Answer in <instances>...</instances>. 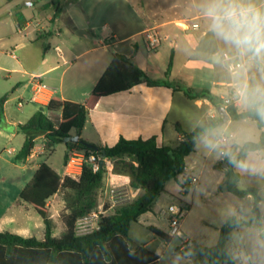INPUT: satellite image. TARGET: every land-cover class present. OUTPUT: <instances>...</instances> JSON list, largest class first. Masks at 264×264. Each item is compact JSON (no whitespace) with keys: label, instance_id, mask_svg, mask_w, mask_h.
Segmentation results:
<instances>
[{"label":"trees","instance_id":"obj_1","mask_svg":"<svg viewBox=\"0 0 264 264\" xmlns=\"http://www.w3.org/2000/svg\"><path fill=\"white\" fill-rule=\"evenodd\" d=\"M5 1L11 3L15 0ZM59 12V9H56L55 15ZM173 62L172 52L166 77L171 73ZM260 67L264 71L262 64ZM144 82L150 86H167L164 81L151 80L131 58L119 53L113 54L109 66L90 92L85 104L64 101L54 96L46 108H41L26 124L19 125L20 131L25 135V141L16 159L27 160L39 137H44L45 156L53 154L54 147L73 136L72 132L80 135L88 114L94 110L100 99L128 91ZM180 90L191 100L205 98L214 105L218 104L217 97L212 96L207 90L198 91L192 88ZM7 98L8 96L0 98V123ZM228 113L231 120L252 119L262 130L258 141L238 146L240 151H264V120L252 111H239L237 108H228ZM220 122L219 117L192 132H187L179 123L176 124V131L182 136V140L175 147L159 146L156 138L129 140L121 137L115 145L104 148L96 146L98 149L91 148L90 146L95 145L82 139L77 143H64L67 151L77 148L101 156L103 150L105 158L112 160L115 173L128 176L130 187L143 193L132 202L117 206L113 214L103 216L99 229L91 234L79 236L76 232L77 221L99 205V194L105 185L107 175L105 164L94 172L90 164L84 163L80 175L62 177L44 162L36 169L31 181L21 191L15 203L17 207L26 211H34L44 224V232L37 238L24 237L11 230L0 231V264H159L160 256L157 253L132 242L131 226L138 223L142 215L152 211L169 180L186 176V159L196 151L197 140L202 131ZM67 153L65 166L69 160ZM224 164L228 165V169L225 170L228 191L239 198L253 196L254 208L260 213L259 204L262 201L260 189L256 187L239 189L240 174L227 159L219 163L217 169L223 170ZM61 191L64 209L60 217L64 231L60 237H55L49 201ZM150 230L163 240H171L170 235L156 227H150ZM229 231L227 220L220 228L219 240L214 246L206 247L193 242L183 251L177 249L176 252L199 257L209 264H231L224 251L225 237Z\"/></svg>","mask_w":264,"mask_h":264},{"label":"crops","instance_id":"obj_2","mask_svg":"<svg viewBox=\"0 0 264 264\" xmlns=\"http://www.w3.org/2000/svg\"><path fill=\"white\" fill-rule=\"evenodd\" d=\"M3 1L0 0V79H4L5 82H0V98L4 96H8V98L1 113L0 151L7 150L9 154L13 155L15 163L21 164L22 168L30 166V169L36 171L42 163L46 162L60 175L59 171L47 162L52 155L45 156V152L25 161L16 159V155L25 141V135L20 131L19 125L26 124L39 111L38 108L29 106L32 97L31 78L40 76L41 80L54 90L53 97L57 96L64 101L85 104L90 92L115 54L109 53L108 50L114 39H119L120 44L131 43L130 48L121 47V49H118L120 44L114 43L115 48L119 50L116 53L131 58L134 64L142 70H147L148 66L153 67L157 72L150 79L164 81L167 86H150L144 82L128 91L103 97L94 110L88 114L86 124L78 135L80 139L99 148L113 146L121 137L129 140L156 138L159 146L175 147L182 140V136L176 131V124L179 123L185 131L192 132L185 127L190 111L194 113L206 109L203 125L218 119L216 107L220 106L223 95L216 96L212 90H207L202 84L211 82L212 86L223 88L226 94L234 81L232 80V83L228 84L219 79H205L203 82L201 78L198 79L201 81V85L192 87L186 80L179 79L174 75L178 64L185 65L195 59L192 52H196L201 44L195 42L192 35L184 33L183 38H180L178 33L169 29L164 36L165 40H171L169 46L174 57L173 67L168 77L165 75L168 65L163 69H157L150 63L146 62L147 66L140 63L136 37L143 36L144 31L148 28L159 29L172 24L176 25L182 18L160 21V19L151 20L145 16L142 17L139 29L128 31L129 29L126 30V25L122 22L117 25V32H113L109 36L107 32L99 33L98 31L99 22H103L98 21L99 13H103L100 5L108 0H32L30 4L19 2V0L11 3ZM56 9L60 11L57 15H55ZM104 16L108 17L107 12ZM110 26L111 24L105 22L102 30L109 29ZM224 54L230 53L224 52L223 58ZM85 85L86 88H84ZM180 88L207 90L220 101L214 105L205 98L191 100ZM20 100H24L26 102L24 107L27 106L26 109H29V115L24 119L25 122L20 115H14L9 111V104L16 102L18 108ZM23 108L18 109L23 110ZM231 122L230 120L227 124L231 125ZM72 134L76 135L75 132ZM16 140H19L20 147H10V144ZM199 142L200 137L197 140L196 151ZM36 143L45 145L44 137H39ZM196 151L186 159V176H194V165L190 166L188 159L196 154ZM259 152L257 151V153ZM220 156L219 160L222 161V155ZM64 170L63 176L60 175L62 177L66 176L65 165ZM240 176L242 178L241 174ZM179 177L171 180L178 181ZM110 182L112 184L122 183L121 185L128 187L131 192L141 195L139 190H133L130 187L128 176L113 172L109 179ZM165 190H167L166 185ZM57 196L55 195L49 204ZM9 222L12 224L11 219ZM38 225L40 224L38 223ZM0 231L5 230L0 229ZM19 231L21 232L19 235L27 237L26 234L30 230L23 227ZM185 242L190 246L194 241L187 239ZM178 249L183 251L185 247L182 246ZM189 256L184 254L182 257L188 258ZM197 259L201 261V258L197 257Z\"/></svg>","mask_w":264,"mask_h":264},{"label":"rangeland","instance_id":"obj_3","mask_svg":"<svg viewBox=\"0 0 264 264\" xmlns=\"http://www.w3.org/2000/svg\"><path fill=\"white\" fill-rule=\"evenodd\" d=\"M19 2L30 4L32 0H19ZM255 2L257 6L264 5V0H255ZM201 3L202 0H108L100 5L103 13H99L98 21L103 22H99L98 31L99 33L101 31L107 32L111 36L113 32H117V25L122 22L126 25V30L129 29L128 31H132L131 29H139L141 27L139 24L142 22V17L145 16L148 19H160V21L177 19V17L178 19L182 18L177 23L186 22L191 28L193 24H198L199 28L197 30L191 29L187 32L182 31L177 24L157 28L162 36V44L155 51H150L146 48L144 36L136 37L139 46L138 54L140 63L144 66L146 62L150 63L151 65H155L157 69H163V67L168 65L171 54V48L169 46L171 40H165L164 36L169 29H172L174 33L179 34L180 38H183V35L189 33L194 37L195 42L201 44L196 52H192L195 59L185 65L183 63L177 65L174 70V75L177 78L186 80L192 87H199L201 81L198 79L201 78L203 82L205 79H219L220 81L231 84L233 76L224 69L222 55L224 52H228L230 55L232 53L227 50L221 41L215 39L208 30V22L201 12ZM105 12H107V18L104 16ZM195 16L197 17L193 19ZM105 22L111 24V26L109 29L104 28L102 30ZM111 42V46L108 49L111 54L119 51L118 49H121V47L130 48L131 44L130 42L120 44L119 39H114ZM114 43L120 44V47L118 49L115 48ZM98 46L101 47L99 44ZM146 68L147 70H143L149 78L154 77L157 72L156 69L151 66ZM247 76L249 82L252 84L264 82V71L261 69L259 63H253L247 72ZM0 82H5V80L0 79ZM202 86L207 90H212L218 97L225 94L223 88L214 87L211 82H204ZM84 88H86V85ZM219 101L220 99L217 98V103ZM29 106L38 108V110L41 109V107L31 101H29ZM26 108L27 106L23 110H19L16 102L9 104V111L14 115H20L23 120L29 115V109ZM238 110L244 111L241 107ZM205 113L206 109L202 110V112L196 111L191 113L190 111L189 115H187L185 127L193 131L203 125ZM231 121V125H228L227 122L222 126L229 129V132H234L237 136L235 142H238V145L236 143L233 144L234 151L239 145H244L251 141L256 142L260 139L262 130L254 120L242 119ZM19 145V140H16L10 144V147L18 148L20 147ZM80 152L84 153L85 151ZM66 153L70 155V151H67L66 145L60 143L55 146L54 153L49 154V156L52 155L48 158L49 160L44 159L49 164H52L62 176L65 171L64 161ZM0 155V229L13 230L19 234L21 233L19 229L25 227L30 230L26 234L27 237L35 236L39 238L44 232V225L41 218L34 211H26L23 208L17 207L15 204L19 199L21 191L31 181L35 171L30 169V166L24 169L21 164L15 163L13 155L9 154L7 150L0 151ZM220 158L219 153L205 149L201 142H199L196 154L188 159L190 166L194 165L195 171L193 177L198 179V184L191 185L190 176H180L178 181L169 180L166 183L167 190L161 194L152 211L143 215L138 223L132 224L130 229L132 242L137 245H143L157 253L161 257L159 264H209L203 259L199 261L200 259L194 256H189L188 258L182 257L184 254L177 253L176 251L182 246L185 249L189 247L185 242L187 239L206 247L214 246L219 240L220 228L228 220V210L234 204L250 202L255 207V198L253 196L239 198L231 192L225 191V187H227L225 170L227 169H217V165L226 158L222 156V161L219 160ZM110 177L111 175H106L105 185L100 191V205L104 204L106 208H110L112 204L110 190L112 188L115 190L114 199L117 201L116 206L132 202L138 197L128 187L121 185L122 183H109ZM248 187L260 189L262 201L259 204V208L260 213L264 212V179L242 175L238 188L246 189ZM139 192L141 194L143 193L141 190ZM171 205L183 206L188 210L181 222L183 236H172L170 241H166L153 234L150 227H156L170 235V212L168 208ZM116 206L109 209L105 216L113 214ZM49 209L55 225L54 236L60 237L64 231V225L60 217V213L64 209L63 191L58 193L56 199L49 204ZM10 219L12 220V224L9 222Z\"/></svg>","mask_w":264,"mask_h":264},{"label":"clouds","instance_id":"obj_4","mask_svg":"<svg viewBox=\"0 0 264 264\" xmlns=\"http://www.w3.org/2000/svg\"><path fill=\"white\" fill-rule=\"evenodd\" d=\"M200 7L208 30L238 61L232 74L236 104L264 120V82L252 84L247 77L254 62L264 65V5L257 6L255 0H202ZM200 142L240 174L264 179V152H241L238 146L234 151L238 142L224 126L205 128ZM227 216L230 231L224 251L231 264H264V212L258 213L250 202H239Z\"/></svg>","mask_w":264,"mask_h":264},{"label":"built area","instance_id":"obj_5","mask_svg":"<svg viewBox=\"0 0 264 264\" xmlns=\"http://www.w3.org/2000/svg\"><path fill=\"white\" fill-rule=\"evenodd\" d=\"M177 26L184 31H190L191 29L197 30L199 28L198 24H193L191 28L186 22H179L177 23ZM143 36L145 46L150 51L157 50L162 44V36L157 30V28L146 29L143 33ZM232 57L233 55L224 54L223 58L224 67L231 76H233L232 74L234 67L238 65V61L235 59H231ZM30 84L32 90L31 101L40 106L41 108H46L53 98L54 90L45 82H43L40 76H33L31 78ZM233 84L234 82L229 87L227 93L221 97L220 101V106L227 109V111L228 108H239L233 97ZM25 104L26 102L24 100H20L18 102V108H23ZM229 134L233 138V140L236 141V134L234 132H229ZM44 152L45 145H38L36 143L29 158L40 156L44 154ZM101 160L102 157L100 155L86 152L82 153L77 148H72L70 150L69 160L66 165V175L71 177H76L80 175L84 163L90 164L94 172H96L100 168ZM103 160L107 170V175L110 176L114 171V164L112 160H109L107 158H104ZM190 184H198V179L191 176ZM110 191L112 203L110 208H106L104 204H99L95 209L91 210L77 221L76 232L79 236L91 234L95 230L99 229V223L101 218L106 215L109 209H112L114 206H116L117 201L114 199L115 190L112 188ZM168 210L170 212V236L182 237L183 234L181 231V222L185 217L187 209H185L183 206L171 205L169 206Z\"/></svg>","mask_w":264,"mask_h":264},{"label":"water","instance_id":"obj_6","mask_svg":"<svg viewBox=\"0 0 264 264\" xmlns=\"http://www.w3.org/2000/svg\"><path fill=\"white\" fill-rule=\"evenodd\" d=\"M216 110L218 112V115L220 116L221 118V122H220V125H224L225 123L229 122L231 120V116L230 114L228 113L227 109H225L224 107L222 106H217L216 107ZM80 138L78 135H74V136H71V137H68L64 140V143L67 144V143H77L79 142ZM91 148H94V149H98L96 146H90ZM101 157H102V160L100 161V166H103L104 165V158H105V153L104 151L102 150L101 151ZM223 168L225 169H228V165L227 164H224L223 165ZM225 191H228V188L225 187Z\"/></svg>","mask_w":264,"mask_h":264}]
</instances>
